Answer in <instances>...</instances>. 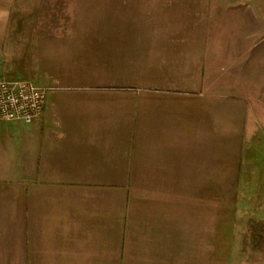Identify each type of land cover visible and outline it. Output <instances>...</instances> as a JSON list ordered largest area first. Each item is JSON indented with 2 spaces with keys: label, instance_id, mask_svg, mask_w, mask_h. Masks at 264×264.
I'll use <instances>...</instances> for the list:
<instances>
[{
  "label": "crops",
  "instance_id": "crops-1",
  "mask_svg": "<svg viewBox=\"0 0 264 264\" xmlns=\"http://www.w3.org/2000/svg\"><path fill=\"white\" fill-rule=\"evenodd\" d=\"M253 60L254 0H0V264H241Z\"/></svg>",
  "mask_w": 264,
  "mask_h": 264
},
{
  "label": "rangeland",
  "instance_id": "rangeland-1",
  "mask_svg": "<svg viewBox=\"0 0 264 264\" xmlns=\"http://www.w3.org/2000/svg\"><path fill=\"white\" fill-rule=\"evenodd\" d=\"M254 2L264 19V0ZM257 63L247 66V70L255 73V81L250 84L252 105L241 162L235 243V261L241 264H264V66Z\"/></svg>",
  "mask_w": 264,
  "mask_h": 264
},
{
  "label": "built area",
  "instance_id": "built-area-1",
  "mask_svg": "<svg viewBox=\"0 0 264 264\" xmlns=\"http://www.w3.org/2000/svg\"><path fill=\"white\" fill-rule=\"evenodd\" d=\"M47 89L25 80H0V119L32 123L46 108Z\"/></svg>",
  "mask_w": 264,
  "mask_h": 264
}]
</instances>
